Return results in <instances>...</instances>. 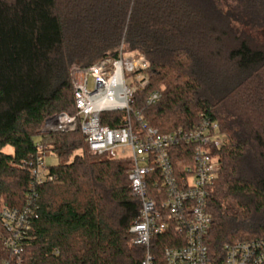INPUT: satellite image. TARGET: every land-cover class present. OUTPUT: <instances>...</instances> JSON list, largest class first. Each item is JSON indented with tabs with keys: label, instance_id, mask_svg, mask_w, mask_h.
I'll use <instances>...</instances> for the list:
<instances>
[{
	"label": "trees",
	"instance_id": "1",
	"mask_svg": "<svg viewBox=\"0 0 264 264\" xmlns=\"http://www.w3.org/2000/svg\"><path fill=\"white\" fill-rule=\"evenodd\" d=\"M264 0H0V210L28 207L22 251L0 264H139L130 242L140 201L128 162L96 155L79 130L39 133L44 119L73 114L71 66L142 55L147 84L131 109L157 130L189 128L204 113L224 138L209 193L204 238L215 263L223 246L264 238ZM153 90L157 102L146 105ZM123 112L102 113L116 126ZM9 145L12 152L3 147ZM41 147L58 162L52 181L30 177ZM170 232L152 238L156 264Z\"/></svg>",
	"mask_w": 264,
	"mask_h": 264
},
{
	"label": "built area",
	"instance_id": "2",
	"mask_svg": "<svg viewBox=\"0 0 264 264\" xmlns=\"http://www.w3.org/2000/svg\"><path fill=\"white\" fill-rule=\"evenodd\" d=\"M149 62L142 55L105 56L87 67L71 66L70 84L75 112L47 116L39 133L79 130L88 150L128 162L131 195L140 201L137 219L130 226V242L144 248L139 264H156L152 238L170 232L162 248L164 264H264V238L224 244L217 263L204 238L211 218L206 205L210 188L221 168L218 150L224 138L219 124L204 113L189 128L161 132L149 126L140 111L131 109L133 94L148 82ZM91 82V87H89ZM153 90L145 104L157 102ZM123 112L116 126L101 122L102 113ZM41 147L34 156L30 177L35 183L52 181ZM28 207L1 208L5 250L18 255L29 222ZM16 264H21L17 259Z\"/></svg>",
	"mask_w": 264,
	"mask_h": 264
},
{
	"label": "rangeland",
	"instance_id": "3",
	"mask_svg": "<svg viewBox=\"0 0 264 264\" xmlns=\"http://www.w3.org/2000/svg\"><path fill=\"white\" fill-rule=\"evenodd\" d=\"M251 34L258 41H261L262 38H264V37H262V34L259 32H252ZM126 54L130 55V53H126ZM131 55L137 57L139 54L132 53ZM91 85H92L91 82H89V87H91ZM3 151L6 153H10V152H12V147L9 145H6L5 147H3ZM46 152L47 153L44 156V162H45L46 166L48 167L51 165H55L58 162L57 156L54 153L49 152L47 150H46ZM1 225H2V223H1ZM2 227H3V225H2ZM5 234H6V232H5Z\"/></svg>",
	"mask_w": 264,
	"mask_h": 264
}]
</instances>
